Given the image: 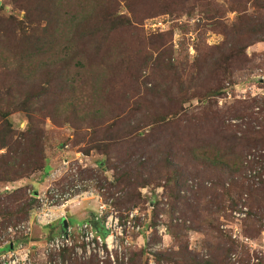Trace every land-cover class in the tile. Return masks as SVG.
Listing matches in <instances>:
<instances>
[{
    "label": "rangeland",
    "instance_id": "374dc122",
    "mask_svg": "<svg viewBox=\"0 0 264 264\" xmlns=\"http://www.w3.org/2000/svg\"><path fill=\"white\" fill-rule=\"evenodd\" d=\"M254 2L0 0V53L2 46L5 47V34L9 32L10 38L14 39L19 36L11 37L14 31L10 28L13 25L12 28L21 30L24 35L19 38L22 46L10 50L9 55L4 53L3 59H0L2 74L1 66L10 64L8 76L0 77V133L5 129L4 122L10 124L17 134L29 130L27 113L32 102L40 100L41 114L37 119L43 123V148L50 167L49 174L37 171L15 183L0 182V248L9 240L10 227L30 221L33 213L29 212L31 200L35 201L36 207V197L49 194L55 188L61 195L69 194L70 200L62 212H66L65 220H70L73 243L70 250L78 256L85 249L83 244L88 245L79 228L90 220L93 212L101 214L102 211L103 217L117 216L123 227V232L116 235L111 244L113 248H107L110 258H114H111L113 263L109 259L111 264H192L193 260L200 261L202 258H215L217 264H264V43L247 49L244 60L247 62L239 70L223 72L220 76L223 90L218 98L206 99L203 104V92H198V97L184 106L187 115L182 117L185 120L195 119L203 129L197 132L199 137L190 142L195 148L206 142L221 146L228 139L227 135L235 134L238 139L236 148L248 169L236 176L233 183L229 179L219 183V178L215 177L221 175V179L225 178L224 172L211 173L213 170L198 166L199 172L209 175L201 180L190 179L186 185H178L177 191L173 184H165L159 178L149 179L148 187L137 189L141 200L134 207L127 206L125 200L127 173L121 175L129 157L127 152L135 149L129 140H125L127 131L109 134L112 139H118L113 144L111 156L89 151L91 138L97 137L90 134L81 117L69 121L65 116L66 97L62 92H65L64 85L70 75H77V61L68 62L75 59V55L72 53L58 58L50 52L52 44H63L66 49L70 42L76 50L81 49L82 53L93 58L97 71H107L109 64L115 61L123 63L126 69L119 74L121 80L117 77L118 84L112 86L110 100L114 105L109 117L114 122L110 125L122 124L123 120L127 123L125 97L133 98L131 102L139 101V97H134L136 93L142 98L153 89L152 81L134 76L140 75L138 70L146 52L150 51L147 48L150 38L165 36L160 45L165 43L166 48H173L176 58H188L193 62L197 47L222 43L223 37L216 30L214 20L231 26L239 15L256 12ZM44 38L45 43H42L40 40ZM119 55L121 57L115 60ZM241 63L240 59L234 62L236 67ZM153 78L155 84L157 77L154 75ZM49 90L53 96L49 95ZM254 100L258 102L251 108ZM152 106L157 112L164 113L175 108L160 99ZM204 111L219 113L218 118L210 121L211 127L217 124V133L212 134V130L202 125ZM140 119L148 122L141 114ZM247 133H253L250 138L253 141L244 145L240 138ZM181 134L183 144L188 132L181 131L174 136ZM150 135L166 139L165 134L163 136L160 132ZM141 136L143 139L145 135ZM139 141L134 137L133 143ZM174 150L177 152L176 147ZM160 152L162 154L157 158L163 161L164 145ZM2 154H6V150H0ZM255 155L260 159L256 157L258 164L250 169L252 164L248 166L247 161L253 160ZM101 163L105 167L103 164L100 166ZM18 190H23V194L17 193ZM128 221L132 224L127 227ZM60 222L56 221L50 227L35 223L30 236L20 238L29 251L26 264H48L51 259L54 261L52 264H70L63 263L58 253H47L50 242L64 233ZM53 226L56 229L52 230ZM171 228H174L173 231ZM93 244L95 242L89 243L87 248ZM183 248L188 249V254ZM20 254L25 258L24 252ZM160 254L178 255L173 256L171 261L160 257V261ZM191 254L198 257H190ZM91 258L78 262L90 264L92 260H97ZM9 261V252L5 249L0 251V264H8ZM99 261V264H109L108 259Z\"/></svg>",
    "mask_w": 264,
    "mask_h": 264
},
{
    "label": "trees",
    "instance_id": "16d2710c",
    "mask_svg": "<svg viewBox=\"0 0 264 264\" xmlns=\"http://www.w3.org/2000/svg\"><path fill=\"white\" fill-rule=\"evenodd\" d=\"M253 4L256 12L254 14L244 13L239 15L231 26L214 20V24L217 26L216 30L223 37V41L215 46L205 44L203 48L201 46L197 47V56L193 62H190L188 58H176L173 48H166L165 43L160 45L162 43L161 40L165 36L150 38L147 46L150 51L146 52L138 70L140 75L134 74V76L138 79L145 78L152 81L153 89L144 94L142 98L136 93L134 97H139V101L131 102L133 98L125 97L124 101H127V116H125L127 123L125 122L126 120H123L122 124L110 125L112 118L109 117L114 105L110 100L112 86L118 84L116 82L117 77L121 80L119 74L126 69L124 64L115 61L109 64L107 71L104 69L103 71H97L93 58L87 56L86 53H82L81 49L76 50L70 42H68L66 49L60 43L51 45L50 52L53 57L61 58L63 55L72 53L75 55V59L68 62L77 61L75 64V67L78 68L77 75L69 74L70 77L64 85L65 92H62L66 97L64 98L66 104L64 107L66 108L65 116L69 118V121L81 117V121L88 126L90 134L97 137L91 138L89 151L111 156L113 144L117 143L118 139H112V135L109 136V134L127 131L125 140H129V143L135 148L127 152L129 157L127 158V163L125 162V170L121 174L125 175L127 173V199L125 197L127 206L134 207L136 202L141 200V194H137V189L139 191V189L148 187L149 179L159 178L165 184H173L175 191H177L178 185H186L190 179L201 180L203 176L206 178L209 175L199 172L198 166L213 170L211 173L224 172L226 174L225 178L221 179V175L215 177L219 178V183L226 182L224 179H229L233 183L236 176L241 175L242 172L248 169L244 166L245 161H241V156H239L241 152L239 153V149L236 148L238 139L235 134L227 135L228 139L221 146L217 144L212 146V143L206 142V144L195 148L190 142L199 137L197 132L203 129L198 126V122L195 119L185 120L182 117L187 115V112H184V106L195 97H198V92H203V104L206 99L208 101V99L215 100V98H218L223 90V82L221 83L220 81V76H223V72H228L230 69L239 70L247 62H244L247 49L255 44L264 43V0H255ZM12 27L10 30L12 29L14 33L11 37L18 34L19 36L14 39L10 38L9 32L5 34L6 40L3 41L5 47H1L0 59H3L2 55L4 53L9 55L10 50L17 49L23 44L21 43L22 40H19V38L24 36L21 30ZM1 31L4 32V29L2 28ZM45 39L40 41L45 43ZM133 42L136 43L135 41ZM155 43L157 45L151 47ZM120 57V55L117 56L115 60ZM239 59L240 61L242 60V63L239 67H236L234 62ZM1 67L4 73L2 74L0 69V77L2 75L7 77L10 64ZM154 75L157 77L155 84ZM147 76H149V79ZM48 93L53 96L51 90ZM142 99L145 100L144 103ZM149 99H151L150 102H148ZM157 99H160L165 104L166 102L173 104L174 110L169 113L157 112L152 106ZM257 102L258 100H254L250 107L253 108ZM32 104L30 111L27 113L30 127L26 132L17 134L10 124L7 122L3 123L5 124V129L3 130L4 132L0 133V150H6V154L0 155V182L15 183V181L31 176L37 171H45L46 174L50 172V167L47 163L48 159L43 148L45 135L43 123L37 119V116L41 114L40 100H36ZM179 109L180 111L178 112ZM140 114L148 122H143L140 119ZM201 117L203 118L202 125L212 130V134L218 132L217 124L211 127L210 123V121L219 117L217 111H204V115ZM183 124L185 125L183 126ZM143 129H150V131L145 132ZM156 129L159 131H154ZM181 131L188 132L187 140L183 141V144H181V140L184 139L182 134L179 137L174 136L177 133H181ZM159 132L162 135L165 134V141L164 137L156 139V137L150 135V133L153 136L158 135ZM222 133L223 131L220 130V134ZM248 134L240 138L244 145L253 141L250 139L253 133H250L251 135ZM141 135H145L143 139ZM134 137L140 139L141 142L133 143ZM262 139L264 140V137ZM163 145L165 156L163 161H161L157 157L162 154L160 150ZM255 145L258 144L256 143ZM175 147L177 152L174 150ZM256 157L260 159L255 155L253 160L247 161L248 166L249 163L252 164L249 166L250 169L255 167L254 164H258L257 161L255 162ZM102 164L105 167L104 163H101L100 166ZM112 167L116 168L115 165ZM209 179L214 181V179ZM19 192L23 194V190H18L17 193ZM20 197L22 198L23 195ZM34 203L35 201L31 200L32 206L29 211L31 213L35 208ZM92 224L101 236L105 237L107 235L100 222L93 221ZM173 229L171 228L172 231ZM4 249L8 251L11 250V247L8 246ZM185 251L188 254V249H185ZM162 255H158V257L171 261L172 257L178 254ZM61 256L64 260H69L70 264L86 263H79L78 258H72V250H66ZM189 256L198 257L195 254ZM96 258L97 255H93L91 259ZM161 258L160 261H162ZM97 260H92L90 264H99L100 261L98 260V262ZM108 262L111 264L110 261ZM192 264H217V260L215 258L214 260H204L202 258L200 261L193 260ZM226 264L228 263L226 262Z\"/></svg>",
    "mask_w": 264,
    "mask_h": 264
},
{
    "label": "built area",
    "instance_id": "2783aa9c",
    "mask_svg": "<svg viewBox=\"0 0 264 264\" xmlns=\"http://www.w3.org/2000/svg\"><path fill=\"white\" fill-rule=\"evenodd\" d=\"M52 176L56 177V175ZM36 200L37 206L33 210L30 221L17 227H10L8 229L9 240H7V242L0 248V251H2L8 246L11 247V250H8L10 257V261L8 264H26V259L28 258L29 251L25 249L20 238L30 236V234L32 233L33 225L35 223L43 226H50L58 220L66 219V212H62V209L66 207V204L70 200L69 194L61 195L59 194L57 189L52 188L49 191V194H40L36 197ZM101 209H103V207H101ZM93 221L100 222V225L107 233L105 237L101 236L96 231L94 225L92 224ZM131 224L132 221H128L127 227L131 226ZM79 229L83 233V239L88 243V245L85 243L83 244L85 249L80 256L72 252V258H78L79 260L86 261L88 257L97 255V258L99 260L108 259V261H110L111 258L112 260L114 259L113 257L110 258L107 248L109 250L111 249V247L113 248L111 244H113L114 238L116 237V235H120V233L123 232V227L120 225L117 216L111 214L109 216L103 217L101 211V214H94L91 217L90 221L85 222V224H83ZM70 232L71 228L69 226L65 229L62 235L55 237L48 245L47 253H58V257L63 263H70L69 260H64L61 256V254L66 252V250H70V248L73 247ZM94 242L95 244H93L92 247L87 248V246H89V243ZM20 252H24L25 258H22V254H20ZM54 256L55 255L50 257L53 258ZM112 260L111 262L113 263ZM53 262L54 261L51 259L48 264H52Z\"/></svg>",
    "mask_w": 264,
    "mask_h": 264
},
{
    "label": "crops",
    "instance_id": "0c3cea01",
    "mask_svg": "<svg viewBox=\"0 0 264 264\" xmlns=\"http://www.w3.org/2000/svg\"><path fill=\"white\" fill-rule=\"evenodd\" d=\"M94 213V212H93ZM92 213V215H94ZM91 215V216H92ZM91 219V218H90ZM59 221V220H58ZM61 222H60V225L62 226V231H65V229H66V225H67V227H69L70 226V220H60ZM90 221V220H89ZM68 224H69V226H68ZM43 227H50V226H43ZM53 228H55L54 226L52 227V230H54ZM56 229V228H55ZM61 233V232H60ZM63 233V232H62ZM59 235V234H58Z\"/></svg>",
    "mask_w": 264,
    "mask_h": 264
},
{
    "label": "water",
    "instance_id": "95a60500",
    "mask_svg": "<svg viewBox=\"0 0 264 264\" xmlns=\"http://www.w3.org/2000/svg\"><path fill=\"white\" fill-rule=\"evenodd\" d=\"M66 228H67V225H66Z\"/></svg>",
    "mask_w": 264,
    "mask_h": 264
}]
</instances>
